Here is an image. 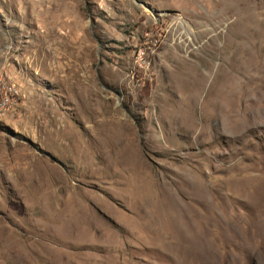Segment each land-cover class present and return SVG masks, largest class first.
<instances>
[{"label": "rangeland", "instance_id": "rangeland-1", "mask_svg": "<svg viewBox=\"0 0 264 264\" xmlns=\"http://www.w3.org/2000/svg\"><path fill=\"white\" fill-rule=\"evenodd\" d=\"M1 78L0 264H264V0H0Z\"/></svg>", "mask_w": 264, "mask_h": 264}, {"label": "built area", "instance_id": "built-area-1", "mask_svg": "<svg viewBox=\"0 0 264 264\" xmlns=\"http://www.w3.org/2000/svg\"><path fill=\"white\" fill-rule=\"evenodd\" d=\"M165 34L162 30L156 27L150 28L144 34L141 42L136 46L134 53V72H144L147 74L152 66L153 60L159 54ZM15 85L8 84L3 79H0V114H6L11 98L15 95Z\"/></svg>", "mask_w": 264, "mask_h": 264}, {"label": "bare ground", "instance_id": "bare-ground-1", "mask_svg": "<svg viewBox=\"0 0 264 264\" xmlns=\"http://www.w3.org/2000/svg\"><path fill=\"white\" fill-rule=\"evenodd\" d=\"M245 1V0H244ZM248 3V2H247ZM250 3V2H249Z\"/></svg>", "mask_w": 264, "mask_h": 264}]
</instances>
